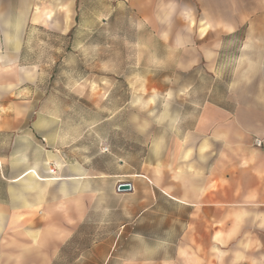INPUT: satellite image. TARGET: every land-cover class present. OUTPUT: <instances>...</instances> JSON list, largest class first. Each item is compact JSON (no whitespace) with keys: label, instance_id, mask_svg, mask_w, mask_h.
<instances>
[{"label":"crops","instance_id":"crops-1","mask_svg":"<svg viewBox=\"0 0 264 264\" xmlns=\"http://www.w3.org/2000/svg\"><path fill=\"white\" fill-rule=\"evenodd\" d=\"M88 1L106 4L104 11L93 10L102 20L120 4L132 9L176 54L179 70L201 66L223 85V94L217 89V99L205 100L160 156L134 172L120 164L104 177L73 165L53 179L45 175L56 174V167L51 172L23 162L17 168L7 159L14 149L0 150V235L4 221L19 219L18 198L33 199L34 184L47 187L35 194L37 203H45V218H60L53 236L70 235L80 223V198L87 195L91 205L104 183L111 227L137 236L136 244L121 249L116 238L106 251L153 254L138 256V264H264V0H0V140H32L34 128L45 130L35 99L42 68L28 52V37L69 34L80 26ZM52 181L69 190L60 195L57 216L56 206L48 205ZM126 181L132 189L119 192L117 184ZM26 182L30 189L18 190ZM162 230L172 234L163 238ZM160 253L173 255H154ZM242 253H249L248 262L240 260Z\"/></svg>","mask_w":264,"mask_h":264},{"label":"rangeland","instance_id":"rangeland-1","mask_svg":"<svg viewBox=\"0 0 264 264\" xmlns=\"http://www.w3.org/2000/svg\"><path fill=\"white\" fill-rule=\"evenodd\" d=\"M106 7L100 1L83 4L80 26L69 35L38 31L28 37V52L42 68L35 99L45 130L38 133L34 128L32 140H11L10 135L0 140L2 152L12 147L16 154L7 158L9 165L20 168L26 162L46 170L53 165L56 174L45 175L53 179L63 174V166L73 165L90 170L91 175L104 176L120 164L134 172L158 158L170 136L192 123L201 104L217 99V89L223 94V85L201 66L189 72L179 70L176 54L126 5L114 7L106 20L93 12ZM106 145L109 151L102 152ZM52 182L48 205L56 206L53 214L57 216L60 195L69 190L62 191L60 183ZM34 185L33 199L18 198L19 219L10 225L2 223L0 264H138V256H153L106 251L116 238V248L121 249L122 244H136L137 236L135 230L119 235L111 227L110 211H106L111 201L105 199L104 183L102 194L91 205L87 195L80 198L76 211L80 223L61 239L53 236L60 231V218L47 220L45 203H37L40 199L35 194L47 187ZM22 188L30 189L27 182L18 190ZM80 189L86 191L87 184ZM31 208L34 214L29 213ZM115 212L118 215L120 210ZM170 234L162 230L160 235ZM154 255L163 259L173 254ZM225 257L231 260L233 254L226 252ZM240 257L242 262L249 261V253Z\"/></svg>","mask_w":264,"mask_h":264},{"label":"water","instance_id":"water-1","mask_svg":"<svg viewBox=\"0 0 264 264\" xmlns=\"http://www.w3.org/2000/svg\"><path fill=\"white\" fill-rule=\"evenodd\" d=\"M132 189L131 183L130 182H119L117 184V190L119 192H124V191H130Z\"/></svg>","mask_w":264,"mask_h":264},{"label":"built area","instance_id":"built-area-1","mask_svg":"<svg viewBox=\"0 0 264 264\" xmlns=\"http://www.w3.org/2000/svg\"><path fill=\"white\" fill-rule=\"evenodd\" d=\"M261 144V140H256V145H260ZM101 151L102 152H108L109 151V147L106 145V146H103V147H101ZM48 169H49V171H51V172H54L55 171V167L53 166V165H50L49 167H48Z\"/></svg>","mask_w":264,"mask_h":264},{"label":"trees","instance_id":"trees-1","mask_svg":"<svg viewBox=\"0 0 264 264\" xmlns=\"http://www.w3.org/2000/svg\"><path fill=\"white\" fill-rule=\"evenodd\" d=\"M70 33H72V31H71ZM70 33H69V34H70ZM69 34H67V35H69Z\"/></svg>","mask_w":264,"mask_h":264}]
</instances>
